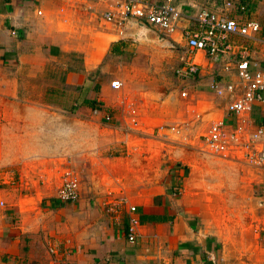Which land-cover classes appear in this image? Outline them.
Returning a JSON list of instances; mask_svg holds the SVG:
<instances>
[{"label": "crops", "instance_id": "0c3cea01", "mask_svg": "<svg viewBox=\"0 0 264 264\" xmlns=\"http://www.w3.org/2000/svg\"><path fill=\"white\" fill-rule=\"evenodd\" d=\"M225 1L230 0H174V4L184 18L191 19L199 10L222 14ZM235 1L247 2L245 16L259 25V31L251 40L231 37L227 57L211 59L200 53L192 56L197 65L193 77L185 82L174 77L176 91L173 90L171 109L177 123L146 119L134 105L143 126L142 134L137 136L124 130L122 133L119 128L125 125L130 103L118 105V116L105 112L95 121H75L63 113L75 105L68 101V89L53 91L50 81L48 89H35V79L44 77L48 62L74 49L64 30L72 10L77 8V14L83 17H96L101 9L102 14L108 8L109 1L0 0V264H264L262 193L248 199V204L244 191L238 192V198L231 202L228 198L222 203H218L219 199L202 198L195 191L198 184L191 180L193 169L181 168L183 161L179 156L171 159L166 154L170 165L167 169L160 166L166 155L159 153L158 140L152 149L145 146L140 154L97 156L108 148L106 142L110 148L116 146V141L128 145L141 137L148 142L157 125H185L183 137L169 140L195 150L200 136L212 123L222 121L228 129L240 126L246 132L264 126V105L252 103L236 119L227 113L225 99H217L209 88L211 83L221 86L237 82L233 73L237 55H247L252 70L264 68V41L259 38L262 27L248 16L251 9L257 10L260 1ZM224 14L237 16L230 10ZM137 23L145 24L155 36L168 38V47L170 43V49L176 52L178 46L182 51L180 44L183 46L179 32L190 26L182 20L176 33L163 36L150 25ZM111 27L118 36L117 29ZM140 28L127 20L122 35L128 41L149 43L137 39L141 37ZM122 35L118 40H123ZM256 45L258 48L251 51L250 46ZM85 59L81 74H66L62 83L64 87L74 86L77 96L95 88L90 85L94 66ZM114 80L122 86L120 79ZM96 84L103 92L111 89L105 82ZM181 92L185 97H180ZM37 93L48 98V102L35 100ZM53 94L58 95L55 103ZM85 99H81L82 103ZM85 107L82 104L76 111H84ZM104 116L109 117L106 123L101 121ZM125 149L131 151L132 147ZM75 154L85 159L94 157L83 166L81 180L78 171L69 168L67 162ZM42 158L47 159L45 163L36 165ZM134 158L139 162L137 167L132 166ZM248 168L264 179V167ZM122 169H142L144 174L142 179L138 175L134 178L133 173L127 175ZM67 170L78 179V197L73 203L56 199L60 176ZM211 186L207 185L208 192L217 189ZM217 186L219 190H241L238 184L234 188L227 183ZM121 199L125 200L123 205L119 204ZM233 202L234 210L229 208ZM127 206L135 208L139 220L133 243L125 238ZM219 206L226 208L219 210ZM52 246L55 251L50 254L47 249Z\"/></svg>", "mask_w": 264, "mask_h": 264}, {"label": "rangeland", "instance_id": "374dc122", "mask_svg": "<svg viewBox=\"0 0 264 264\" xmlns=\"http://www.w3.org/2000/svg\"><path fill=\"white\" fill-rule=\"evenodd\" d=\"M259 1L260 3L258 4L257 10L253 11L251 9V13L248 16L260 23L262 28L259 38L264 41V0H258V2ZM72 11L73 13L69 15L70 17L68 23L64 26V30L68 33L67 40H69L74 49L65 54L58 55L56 60L48 62L47 66L44 68V77L38 80L35 79V89H48V86H46L48 85V81L54 84L52 88L53 91H59V89H61L62 92H64V90L68 89L70 91L68 101L75 105H72L69 110L63 113L70 120L74 119L76 121L81 118L83 120L91 119L95 121L97 120L96 118L99 119L102 117L105 112L118 116L119 111H121V106L118 105L122 102L123 104L130 103L133 106H138L139 109H141L143 117L146 119H153L154 122L166 124L177 123V121H174V111L171 109L172 106H174L173 96L175 94L173 92V90H175L174 71L179 64V58L183 51L178 47V52H176L168 46L160 47L153 43L140 44L137 41H128L123 36L124 34L122 35L123 40H118L119 37L116 36V32L112 30V27L105 25L100 19L102 9L97 13L96 17H83L82 15H78L77 13L79 10L77 8ZM145 37L148 40H153L157 36L147 31ZM167 39L168 38H164L163 40L168 42L169 39ZM115 40L117 42H126V47L123 48L121 55H112L109 53V47ZM258 45H262V43L258 42ZM258 45L255 47L250 46L251 51L256 50ZM180 48L183 49L182 46H180ZM84 49H86L84 53L80 52ZM254 56L257 57L255 54ZM85 57L88 58L87 63L94 66L91 72L92 79L90 85L93 87L95 85V88H91V91H89L90 93H79L77 96L75 95L77 94V89L74 88V86L64 87L62 83H64L66 74H81L83 63L84 61L86 62ZM116 78L120 79L122 86L115 91L109 89L103 92L96 84L97 82H105L108 85L109 81ZM178 90L180 91V89ZM56 97H58V95H52V102H56ZM83 98H87L86 100L90 102L92 107L86 106L84 111L80 110V112H78L76 109L82 106L83 103L81 99ZM35 100L48 102V98H42L38 93L35 96ZM48 112L59 113L61 111L48 110ZM101 121L107 122L105 120ZM73 128L76 127L72 126V129ZM119 128L123 133V128L121 126H119ZM72 129L70 133H72ZM144 138L146 137H141L139 140L133 141L128 145H125L121 141H116L114 142V144H116L114 148H110V143L106 142L108 148L105 151H99L97 156L124 157L127 153L128 156L140 154L145 149V146L148 147V149H152V145H155L154 141L158 140L153 136L152 139L147 142ZM170 139H172V137H170ZM157 142L159 143L157 144L159 145V153L167 154L172 157L171 159L179 156V159L183 161L181 163L183 167L181 168L193 169L191 180L192 182L194 181L196 185L198 184L195 187V191L199 192L202 198L206 197L210 200L219 199L218 203L227 201L228 198L231 202L234 198H238L236 194L240 191L245 192V202L251 200L253 197H259L261 193L264 196V191L262 190L264 179H262L260 174L255 172L254 169H249L244 165L232 161H224L215 155L206 154L200 147L195 150L190 148L187 144H180L169 139H165L162 142L158 140ZM169 143L171 144L170 147L167 145ZM166 146H168L169 149L164 151ZM125 147H132V150L127 151ZM167 155L164 156L160 162V166L165 169L170 165L169 160H167ZM93 158L85 159V156H77V154H75L70 159H67V162H70V167H68L74 171L77 170L78 172H76L81 180V175L84 176V174L81 173L82 169H84L83 166L89 162V159ZM45 160L47 159L42 158L36 165L39 166L41 163L44 164ZM132 163L133 167L139 166V162L136 158H134ZM186 165H188V167ZM122 170H126L127 175L128 173H133L134 178L138 175L139 179H142L144 174L142 169L138 171L133 169L131 172L128 169ZM223 183L233 184V188L234 185L238 184L241 190H219L217 185L221 187ZM208 184H212L211 188L217 187V189L215 191L212 190L213 192H208ZM224 208L226 207L219 206V210ZM229 208L235 209V202H233V206H229ZM218 216L220 217L221 213H218ZM228 220H232L230 216Z\"/></svg>", "mask_w": 264, "mask_h": 264}, {"label": "built area", "instance_id": "2783aa9c", "mask_svg": "<svg viewBox=\"0 0 264 264\" xmlns=\"http://www.w3.org/2000/svg\"><path fill=\"white\" fill-rule=\"evenodd\" d=\"M107 1L110 4L101 14V20L115 27L118 36L122 35V28L127 20L144 22L163 36L176 33L178 24L182 20L190 24L179 32L183 52L174 74L180 82L188 81L196 73L197 65L192 62V56L195 54H204L211 59L227 57L231 48L229 46L231 37L251 40L259 31V25L245 16L246 5L235 0L225 1L224 10L220 15L207 10H199L191 19L183 17L178 6L174 4V0ZM229 10L237 16L225 15V11ZM237 57L233 61V73L237 82L224 83L221 86L211 83L209 88L217 99H225L227 113L239 119L249 110L252 103L264 105V68L252 70L247 55L240 54ZM109 87L118 90L121 83L112 80L109 82ZM180 97H185V93L181 92ZM104 120L108 121L109 117L104 116ZM122 128L127 134L137 136L142 134L143 126L133 105L126 111V121ZM186 130L185 125H157L152 129L151 135L163 141L169 137H183L182 133ZM198 143L206 154L232 162H240L252 168L264 167V126L246 132L240 126L228 129L222 121L215 122L210 124L200 136ZM77 197L78 179L71 170L64 171L60 176L56 199L61 203H73ZM124 202L125 200L121 199L119 204L123 205ZM127 211L125 238L128 243H133L139 220L133 206H127ZM47 251L52 254L55 247H49Z\"/></svg>", "mask_w": 264, "mask_h": 264}, {"label": "trees", "instance_id": "16d2710c", "mask_svg": "<svg viewBox=\"0 0 264 264\" xmlns=\"http://www.w3.org/2000/svg\"><path fill=\"white\" fill-rule=\"evenodd\" d=\"M245 5L246 3L243 2ZM126 47V43H123L121 41L119 42H114L110 45L109 47V53L112 54V55H121L122 52H123V48ZM83 104L84 106H87V107H92V105L90 104V102L88 100H83Z\"/></svg>", "mask_w": 264, "mask_h": 264}, {"label": "bare ground", "instance_id": "6f19581e", "mask_svg": "<svg viewBox=\"0 0 264 264\" xmlns=\"http://www.w3.org/2000/svg\"><path fill=\"white\" fill-rule=\"evenodd\" d=\"M140 32H141V37L137 38V39L145 41V42H149V43H154V44H163V45L165 44L166 46H168V44L165 41H162V40H160L158 38H155V39H153L151 41L146 40V38H145V30L143 28H140Z\"/></svg>", "mask_w": 264, "mask_h": 264}, {"label": "water", "instance_id": "95a60500", "mask_svg": "<svg viewBox=\"0 0 264 264\" xmlns=\"http://www.w3.org/2000/svg\"><path fill=\"white\" fill-rule=\"evenodd\" d=\"M133 23L136 24V25H138L139 27L145 29V30L150 31L151 33H154L153 31H151L150 29H148V27L145 24H143V23H137V22H134V21H133ZM156 36H157L158 39L164 41L163 38L160 35L156 34ZM169 45L171 46L170 43H169Z\"/></svg>", "mask_w": 264, "mask_h": 264}]
</instances>
